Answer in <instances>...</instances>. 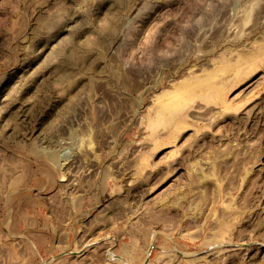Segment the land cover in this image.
Wrapping results in <instances>:
<instances>
[{"label": "rangeland", "instance_id": "374dc122", "mask_svg": "<svg viewBox=\"0 0 264 264\" xmlns=\"http://www.w3.org/2000/svg\"><path fill=\"white\" fill-rule=\"evenodd\" d=\"M0 264H264V0H0Z\"/></svg>", "mask_w": 264, "mask_h": 264}]
</instances>
